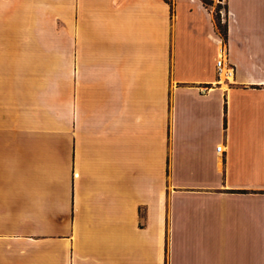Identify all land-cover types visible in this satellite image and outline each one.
<instances>
[{
    "label": "crops",
    "instance_id": "crops-1",
    "mask_svg": "<svg viewBox=\"0 0 264 264\" xmlns=\"http://www.w3.org/2000/svg\"><path fill=\"white\" fill-rule=\"evenodd\" d=\"M216 5L0 0V264H264V0Z\"/></svg>",
    "mask_w": 264,
    "mask_h": 264
},
{
    "label": "built area",
    "instance_id": "built-area-1",
    "mask_svg": "<svg viewBox=\"0 0 264 264\" xmlns=\"http://www.w3.org/2000/svg\"><path fill=\"white\" fill-rule=\"evenodd\" d=\"M218 2H221L222 0H217ZM223 51L226 54V47H223ZM216 65L218 66V71L222 72L224 77H228L229 75H231L232 73V66L231 64H223L222 65V58L221 56L218 57V59L216 60Z\"/></svg>",
    "mask_w": 264,
    "mask_h": 264
},
{
    "label": "trees",
    "instance_id": "trees-1",
    "mask_svg": "<svg viewBox=\"0 0 264 264\" xmlns=\"http://www.w3.org/2000/svg\"><path fill=\"white\" fill-rule=\"evenodd\" d=\"M211 0H203L204 3L208 4ZM218 6H216V13H215V18H216V23L219 28V31L223 37V39L226 38V26L223 25L220 20H219V12H218Z\"/></svg>",
    "mask_w": 264,
    "mask_h": 264
},
{
    "label": "rangeland",
    "instance_id": "rangeland-1",
    "mask_svg": "<svg viewBox=\"0 0 264 264\" xmlns=\"http://www.w3.org/2000/svg\"><path fill=\"white\" fill-rule=\"evenodd\" d=\"M172 1V0H171ZM216 1L217 0H211L208 4H211V5H213L214 7H215V11H216ZM220 20V19H219Z\"/></svg>",
    "mask_w": 264,
    "mask_h": 264
}]
</instances>
